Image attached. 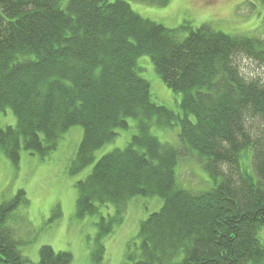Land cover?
Returning a JSON list of instances; mask_svg holds the SVG:
<instances>
[{"label": "trees", "instance_id": "1", "mask_svg": "<svg viewBox=\"0 0 264 264\" xmlns=\"http://www.w3.org/2000/svg\"><path fill=\"white\" fill-rule=\"evenodd\" d=\"M128 1L0 0V112L16 118L0 129L4 156L14 165L21 149L45 158L79 125L70 172L93 166L76 182L77 213L109 203L115 210L101 217L100 234L123 221L132 198L162 200L121 264H264V38L210 24L168 28ZM142 55L181 96L180 112L152 100ZM129 119L136 134L94 163ZM154 127L177 128L179 144L161 142ZM196 161L208 185L177 177L178 162L183 174ZM27 205L21 189L0 202V264H70V253L48 245L37 263L21 254L9 221Z\"/></svg>", "mask_w": 264, "mask_h": 264}, {"label": "rangeland", "instance_id": "2", "mask_svg": "<svg viewBox=\"0 0 264 264\" xmlns=\"http://www.w3.org/2000/svg\"><path fill=\"white\" fill-rule=\"evenodd\" d=\"M128 4L142 17L168 28H176L183 23L193 28L210 24L214 29L230 35L264 38V0H169L165 6L130 0ZM138 66L140 75L149 82L152 100L180 112L181 96L162 82L150 58L140 56ZM15 124L16 118L10 109L0 112V129ZM151 133L163 143L179 144L177 128L154 127ZM134 134L136 123L129 119L126 129L118 130L112 141L95 151L94 163L103 155L124 148ZM81 138L82 127L72 126L62 135L57 149L47 157L41 158L21 149L17 165L12 164L0 148V202L11 199L19 189L24 190L28 205L20 207L15 221L12 218L9 224L15 231L19 251L32 262L39 261L41 246L48 245L54 251L70 253V264H121L128 244L131 248L138 246L136 235L141 221L162 205L158 197L136 196L127 203L123 221L112 232L100 234L101 217L108 220L115 210L109 203L100 205L93 214L81 216L77 213L76 182L84 179L93 166L90 164L77 174L70 172V163ZM179 162L176 174L177 177L181 175L182 182L188 184L192 175L195 185L203 180L207 181L206 185L209 184L206 172L197 161L185 163L190 165V169L184 165L183 174L179 171ZM193 163L196 169L190 173ZM249 163L247 170L251 172L250 159Z\"/></svg>", "mask_w": 264, "mask_h": 264}, {"label": "bare ground", "instance_id": "3", "mask_svg": "<svg viewBox=\"0 0 264 264\" xmlns=\"http://www.w3.org/2000/svg\"><path fill=\"white\" fill-rule=\"evenodd\" d=\"M54 77V79L56 80V79H61V80H63V78L62 77H60L59 75H56V76H53ZM65 80V79H64ZM79 126V125H78ZM72 127V126H71ZM193 154H191V153H189L188 154V156H187V158H189L190 156H192ZM192 159H196L195 157H193ZM127 206V205H126ZM150 215V214H149Z\"/></svg>", "mask_w": 264, "mask_h": 264}]
</instances>
